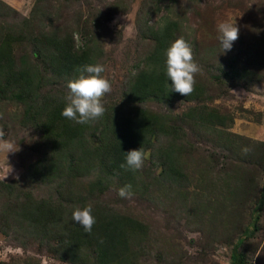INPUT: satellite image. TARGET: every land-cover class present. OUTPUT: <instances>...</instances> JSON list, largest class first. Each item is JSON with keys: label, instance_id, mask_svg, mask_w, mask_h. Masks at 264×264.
<instances>
[{"label": "rangeland", "instance_id": "obj_1", "mask_svg": "<svg viewBox=\"0 0 264 264\" xmlns=\"http://www.w3.org/2000/svg\"><path fill=\"white\" fill-rule=\"evenodd\" d=\"M166 18L180 22L177 37L197 54L196 84L206 92L197 101L178 98L147 107L169 120L188 121L193 107L205 105L224 114L226 124L185 128L174 140L172 160L182 174L176 181L164 179L147 149L133 176L132 197L121 198L112 184L99 199L149 226L131 244L139 249L137 264H264V0H0V39L13 25L43 43L67 33L79 47L89 44L112 85L103 105L124 115L136 106L124 86L154 49L142 24L158 28ZM223 21L239 28L227 52L218 39ZM15 46L16 53L22 51ZM77 77L55 79L45 90L58 80L68 94V81ZM181 123L176 121L185 126ZM0 131L19 146L0 151V181L21 180L30 164L47 155L48 142L32 125L23 126L22 107L10 100H0ZM86 180L78 179L76 188L84 192ZM49 191L42 184L35 194L46 197ZM39 235L0 229V264H68ZM88 255V264H96L94 253Z\"/></svg>", "mask_w": 264, "mask_h": 264}, {"label": "trees", "instance_id": "obj_2", "mask_svg": "<svg viewBox=\"0 0 264 264\" xmlns=\"http://www.w3.org/2000/svg\"><path fill=\"white\" fill-rule=\"evenodd\" d=\"M150 18L147 16L145 22ZM142 25L154 49L124 86L125 96L136 106L124 115L106 110L89 124H78L61 114L68 94L59 82L79 76L85 65L96 64L89 44L77 48L67 33L53 35L43 43L13 25H8L0 39V100L20 105L23 126L32 125L49 146L47 155L30 164L21 180L0 181V194L6 198V206L0 205V229L3 233L12 227L38 231L40 239L50 242V249L61 252L68 264H88L89 252L94 253L96 264H137L139 249L131 244L144 237L149 226L103 205L99 197L112 184L115 188L136 184V171L126 165L129 151L149 149L150 161L161 166L164 179L176 181L182 174L172 160L174 140L185 128L226 124L224 114L205 105L193 107L188 121L169 120V116L147 107V102L169 103L178 98L197 101L206 90L195 84L190 96L170 91L166 50L178 39L180 22L166 18L158 28ZM30 42L31 47H25ZM15 45L22 46V51L16 53ZM55 79H60L56 80L58 85L45 90ZM177 120L185 126H177ZM78 179H88L84 192L76 188ZM42 184L50 185L46 197L35 194ZM88 205L96 218L90 234L72 220L75 209Z\"/></svg>", "mask_w": 264, "mask_h": 264}, {"label": "clouds", "instance_id": "obj_3", "mask_svg": "<svg viewBox=\"0 0 264 264\" xmlns=\"http://www.w3.org/2000/svg\"><path fill=\"white\" fill-rule=\"evenodd\" d=\"M217 31L221 52H227L232 48L234 41L239 38V28L237 24L223 21L218 23ZM78 47L79 43H77ZM105 71L103 64H88L83 66L80 70L81 74L77 78L68 81L69 92L65 97L66 106L61 113L65 118L78 124H89L104 115L106 109L102 101L106 94L112 91L111 82L103 75ZM199 72L200 67L194 61L190 44L183 38L175 40L166 50V76L168 81L172 82L170 91L190 96L195 88V77ZM17 150H19V146L5 140L3 131H0V151H5L8 154ZM145 158L142 148L129 151L126 155L127 168L132 171L141 169ZM118 195L121 198L130 199L133 195L132 185L121 187ZM72 220L90 234L96 223V218L92 214V205L83 209H75L72 213Z\"/></svg>", "mask_w": 264, "mask_h": 264}]
</instances>
